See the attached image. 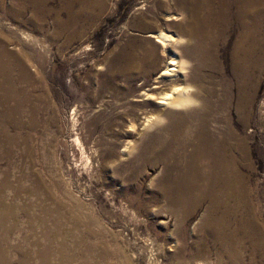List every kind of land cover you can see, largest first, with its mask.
<instances>
[{"label":"rangeland","instance_id":"1","mask_svg":"<svg viewBox=\"0 0 264 264\" xmlns=\"http://www.w3.org/2000/svg\"><path fill=\"white\" fill-rule=\"evenodd\" d=\"M229 1L224 11L220 0H76L72 9L67 0H0V41L16 56V91L39 109L26 159L69 211L62 254L72 264H264V6ZM160 30L172 36L166 48L151 36ZM172 53L189 60L185 74L206 85L210 102L195 114L176 110L189 128L178 133L169 119L142 122L163 112L156 95L143 93L169 86L161 73ZM139 59L141 68L123 71ZM202 127L233 148L242 199L172 197ZM236 137L242 149H234ZM14 253L22 264L23 252Z\"/></svg>","mask_w":264,"mask_h":264},{"label":"bare ground","instance_id":"2","mask_svg":"<svg viewBox=\"0 0 264 264\" xmlns=\"http://www.w3.org/2000/svg\"><path fill=\"white\" fill-rule=\"evenodd\" d=\"M75 1L67 0V8L72 9ZM220 1L225 8L222 9L227 11L226 8L228 9L230 1ZM237 1L241 2L242 0ZM79 2L85 6H103V0H79ZM246 2L252 6H264V1L261 0ZM243 5L245 6L244 2ZM76 17L77 14L73 13L68 19V23L74 22ZM171 18H177V15H173ZM151 36L162 43L163 48L168 47L167 42L172 37L162 30L151 34ZM180 40L183 39L180 38ZM205 43L209 44V42ZM14 57H16L15 53H9L0 41V105L6 113V118L0 120V264H14V251L17 250L23 252L22 264H56L53 263V260L59 264H62L64 260L72 264L75 261L73 255L64 256L62 254L67 241L66 237H68L63 229L69 224V211L62 202H57L58 204L55 205L56 196L47 192L48 187H42L44 182H41L40 175L32 172V161L28 164L26 159V139L40 129L37 121L39 109L37 101H24L18 95V90L16 91L14 84L17 78H15L13 67ZM136 63L138 66L135 68L132 69L133 65H130L123 67V71L131 70L132 72L136 68L139 69L142 67L143 61L139 59ZM188 63V59H177V56L172 53L164 72L161 73V75L171 77L169 86L157 93H143L145 98L149 99L156 95V103L163 106V112L159 113L160 115L153 113V116L146 114L143 117V127L156 122L162 123L163 120L169 119L175 124L174 133L181 130L188 131L189 128L185 125L184 119L186 116L176 110L183 109L189 115L208 108L210 102L204 100V97L207 96L206 85L197 83L190 75L185 74ZM20 70L22 81L24 82L23 78H25L27 82L31 75L29 76L22 65ZM27 95L30 96L31 93L27 91ZM134 128L135 123L132 121L127 130L133 131ZM209 132L205 127L196 132L194 149L190 155L191 162L186 167L185 177L179 181L178 189L172 195L176 201L191 202L196 197L205 195L211 197L216 203L222 201L228 203L231 198L238 199L243 195L242 175L237 169L238 158L233 154V148L229 147L225 140H220L219 136L216 137ZM129 143L125 142L124 147L134 150L136 146ZM39 144L41 146V142ZM46 144L43 147H46ZM236 144L237 147L234 149L243 148L239 137H236ZM19 153H23L21 156L23 158L18 161L13 160V156L16 154L20 157ZM45 155L44 153L43 158ZM45 159L49 161V166L53 167L50 156L46 155ZM28 184L31 185L30 188ZM57 188L58 193L63 195L60 192L63 191L61 187L57 185ZM39 201L44 202V204L41 203L42 209L39 207ZM81 218L87 225L96 224L90 215L84 214ZM12 234L14 237L16 236L13 240L11 239ZM54 244L58 245V248L54 247ZM87 263L84 261L81 264Z\"/></svg>","mask_w":264,"mask_h":264}]
</instances>
